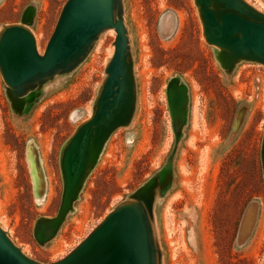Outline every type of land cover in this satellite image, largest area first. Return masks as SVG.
I'll use <instances>...</instances> for the list:
<instances>
[{"label":"rangeland","instance_id":"rangeland-1","mask_svg":"<svg viewBox=\"0 0 264 264\" xmlns=\"http://www.w3.org/2000/svg\"><path fill=\"white\" fill-rule=\"evenodd\" d=\"M66 1L0 0V33L21 24L43 54ZM242 1L245 15L264 21V0ZM113 9L129 44L130 97L117 120L127 123L105 136L47 242L36 237V222L60 211L62 148L93 115L117 33L105 29L81 59L21 93L0 70L4 233L28 258L49 264L116 207L138 200L149 210L142 208L151 264H264V63L229 66L218 56L195 0H113ZM173 79L184 90L176 88L177 126L167 96ZM145 184L153 185L148 202L138 193Z\"/></svg>","mask_w":264,"mask_h":264},{"label":"water","instance_id":"water-1","mask_svg":"<svg viewBox=\"0 0 264 264\" xmlns=\"http://www.w3.org/2000/svg\"><path fill=\"white\" fill-rule=\"evenodd\" d=\"M218 3L221 4L219 14L216 12ZM195 4L207 42L218 48L215 51L218 56L229 58V66L242 59L264 63V21L245 15L247 8L242 0H195ZM109 27L117 33L115 52L105 69L102 89L94 100L92 117L78 126L62 148V205L57 216L40 218L36 222L35 234L41 242L49 241L63 222L81 189L89 163L96 157L105 136L119 124L127 123V119L117 120L130 97L127 88V74H131L129 44L122 20L115 16L113 0H67L43 54L38 52L32 33L21 24L9 25L0 33L2 76L11 89L21 93L32 81L65 71L85 55L89 40H95ZM175 80L168 83L167 96L172 119L177 126L176 102L179 95L176 88L183 94L184 90L176 85ZM91 150H94L93 155ZM262 164L264 169V144ZM146 186L143 185L138 193L148 202L153 185ZM143 206L147 208L146 203L138 200L119 205L69 255L49 264H151ZM50 224L54 228L46 239L42 237L41 228ZM0 264L43 263L24 255L0 229Z\"/></svg>","mask_w":264,"mask_h":264},{"label":"bare ground","instance_id":"bare-ground-1","mask_svg":"<svg viewBox=\"0 0 264 264\" xmlns=\"http://www.w3.org/2000/svg\"><path fill=\"white\" fill-rule=\"evenodd\" d=\"M219 14V13H218ZM37 47V45H36ZM178 91V89H176ZM84 182V181H83ZM83 184V183H82ZM54 226L53 225H46L43 226L41 228L42 230V237L44 238H48L51 234H52V230H53ZM1 231L4 233V229L0 226ZM5 234V233H4ZM6 235V234H5ZM7 236V235H6ZM7 238L12 242V240L7 236ZM13 243V242H12ZM14 244V243H13ZM18 249H20L16 244H14ZM20 251L22 252V250L20 249ZM23 253V252H22ZM24 254V253H23ZM25 255V254H24ZM151 258V255H150Z\"/></svg>","mask_w":264,"mask_h":264}]
</instances>
